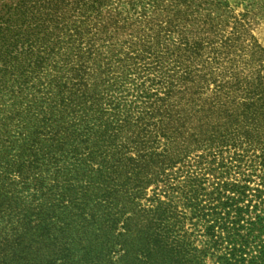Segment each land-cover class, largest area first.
Wrapping results in <instances>:
<instances>
[{
    "label": "trees",
    "instance_id": "1",
    "mask_svg": "<svg viewBox=\"0 0 264 264\" xmlns=\"http://www.w3.org/2000/svg\"><path fill=\"white\" fill-rule=\"evenodd\" d=\"M86 1L0 0V60ZM237 45L145 36L88 55L37 92L30 163L45 166L5 210L66 212L84 247L63 264H264V68L250 71ZM10 215L0 242L30 228Z\"/></svg>",
    "mask_w": 264,
    "mask_h": 264
},
{
    "label": "rangeland",
    "instance_id": "2",
    "mask_svg": "<svg viewBox=\"0 0 264 264\" xmlns=\"http://www.w3.org/2000/svg\"><path fill=\"white\" fill-rule=\"evenodd\" d=\"M224 1V6L212 7L201 0H88L78 9L67 10L52 28L0 60V177H5L4 181L0 178V220L6 221L4 216L11 214L9 218L30 227L0 242V264H63L70 251L84 247L81 231L62 210L28 207L14 214L4 208L13 205L15 196L27 197L24 191L33 193L26 185L35 182L45 166L30 163L35 159L32 148H36L31 141L42 131L34 125L45 116L33 109L29 112L41 98L37 92L63 84L65 76L80 70L81 61L96 54L98 48L102 51L97 53H105L112 43L145 36L236 40L237 48L230 52L248 55L240 59L250 71L263 69L264 0ZM196 5L220 17L202 20L196 18L199 15H188L187 9ZM182 28L199 29L200 33L173 31ZM255 51L263 54L261 62L251 56ZM12 159L18 164L12 166ZM40 179L46 178L41 175ZM23 184V192L13 191ZM88 253L90 258L98 254L95 247Z\"/></svg>",
    "mask_w": 264,
    "mask_h": 264
}]
</instances>
